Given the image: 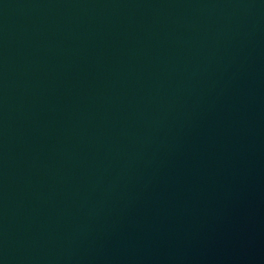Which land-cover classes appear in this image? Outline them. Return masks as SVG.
Returning <instances> with one entry per match:
<instances>
[{
  "label": "water",
  "instance_id": "1",
  "mask_svg": "<svg viewBox=\"0 0 264 264\" xmlns=\"http://www.w3.org/2000/svg\"><path fill=\"white\" fill-rule=\"evenodd\" d=\"M0 264H264V0H0Z\"/></svg>",
  "mask_w": 264,
  "mask_h": 264
}]
</instances>
